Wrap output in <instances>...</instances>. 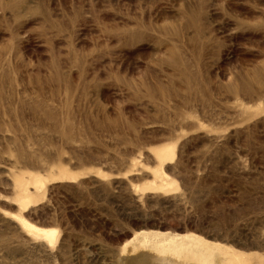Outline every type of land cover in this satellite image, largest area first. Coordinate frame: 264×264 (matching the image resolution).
I'll return each mask as SVG.
<instances>
[{"label": "rangeland", "instance_id": "374dc122", "mask_svg": "<svg viewBox=\"0 0 264 264\" xmlns=\"http://www.w3.org/2000/svg\"><path fill=\"white\" fill-rule=\"evenodd\" d=\"M158 258L264 264V0H0V264Z\"/></svg>", "mask_w": 264, "mask_h": 264}, {"label": "bare ground", "instance_id": "6f19581e", "mask_svg": "<svg viewBox=\"0 0 264 264\" xmlns=\"http://www.w3.org/2000/svg\"><path fill=\"white\" fill-rule=\"evenodd\" d=\"M172 153H173L172 152V148L169 147V148H161L158 152H156V155H157V157L159 159L166 160L168 157L171 156ZM19 223H20L21 227L23 229H25L28 233L33 234L37 238H41L43 240H48V242H52L54 240V238H55V234L57 233V228H55V227H39V226H36V225L26 221L25 219H23L21 217L19 218ZM194 236H197L200 239L202 238L201 236H198V235H194ZM132 239L133 238L128 239V240H132ZM204 241L207 242V240H204ZM183 248L184 247L180 248L178 246H168L166 248L165 247H160L158 249V251H160V253H167V251H171V252L175 253L177 251L180 252ZM159 260L162 261V262L168 261V262H170V264H175L174 262H172L170 260H167V258H162V259H159Z\"/></svg>", "mask_w": 264, "mask_h": 264}]
</instances>
